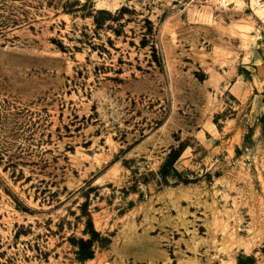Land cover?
<instances>
[{"label": "rangeland", "instance_id": "obj_1", "mask_svg": "<svg viewBox=\"0 0 264 264\" xmlns=\"http://www.w3.org/2000/svg\"><path fill=\"white\" fill-rule=\"evenodd\" d=\"M263 93L264 0H0V264H264Z\"/></svg>", "mask_w": 264, "mask_h": 264}, {"label": "trees", "instance_id": "obj_2", "mask_svg": "<svg viewBox=\"0 0 264 264\" xmlns=\"http://www.w3.org/2000/svg\"><path fill=\"white\" fill-rule=\"evenodd\" d=\"M263 101H264V93H263ZM222 116V115H225V113H222V114H216V116L214 117L213 119V122L217 125V127H219V124L217 122V118L219 116ZM257 125L260 127V130H261V134H264V111L258 116L257 118ZM249 131L244 135V138H243V143H242V146L243 147H246V145L250 144V135L252 133V129L249 128L248 129ZM180 150L181 149H178L176 151H171L166 160L167 162H173L179 155L180 153ZM237 152L240 151L239 148L236 149ZM86 232L89 234V238L87 240H80V245H79V249L78 251L76 252L77 255H78V259L80 261H83V260H86L87 258H90L92 256V250H91V246L95 240V237L97 236L98 237V233L94 230V229H91V230H86ZM108 241V239L106 237H101L100 238V243H104ZM82 244V245H81ZM85 244V246H87V248H84L83 245Z\"/></svg>", "mask_w": 264, "mask_h": 264}]
</instances>
